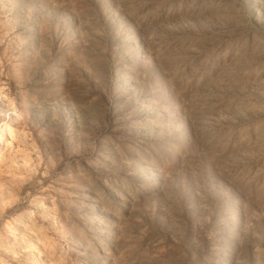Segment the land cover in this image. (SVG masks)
Segmentation results:
<instances>
[{
	"label": "rangeland",
	"instance_id": "obj_1",
	"mask_svg": "<svg viewBox=\"0 0 264 264\" xmlns=\"http://www.w3.org/2000/svg\"><path fill=\"white\" fill-rule=\"evenodd\" d=\"M0 264H264V0H0Z\"/></svg>",
	"mask_w": 264,
	"mask_h": 264
}]
</instances>
